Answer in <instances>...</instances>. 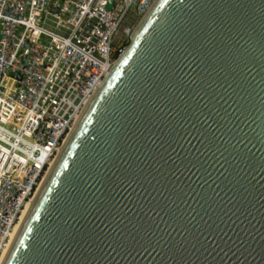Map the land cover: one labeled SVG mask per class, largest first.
I'll return each instance as SVG.
<instances>
[{
  "label": "water",
  "instance_id": "obj_1",
  "mask_svg": "<svg viewBox=\"0 0 264 264\" xmlns=\"http://www.w3.org/2000/svg\"><path fill=\"white\" fill-rule=\"evenodd\" d=\"M79 114L1 264H264V0H151Z\"/></svg>",
  "mask_w": 264,
  "mask_h": 264
},
{
  "label": "built area",
  "instance_id": "obj_2",
  "mask_svg": "<svg viewBox=\"0 0 264 264\" xmlns=\"http://www.w3.org/2000/svg\"><path fill=\"white\" fill-rule=\"evenodd\" d=\"M151 0H0V258L70 125Z\"/></svg>",
  "mask_w": 264,
  "mask_h": 264
},
{
  "label": "bare ground",
  "instance_id": "obj_3",
  "mask_svg": "<svg viewBox=\"0 0 264 264\" xmlns=\"http://www.w3.org/2000/svg\"><path fill=\"white\" fill-rule=\"evenodd\" d=\"M79 116H80V114L77 116V118H76V120L74 121V123H72V125H70L69 130H68L67 133L65 134V136H64L62 142H64V143L66 142V140H67V138H68V136H69V133L71 132V130L74 128L75 124L77 123V120H78ZM64 143H63V144H64ZM61 144H62V143H61ZM61 144L58 146L57 151H56V153L54 154L53 158L49 161L48 166H47V168L45 169L43 175L41 176V178H40V180H39V183H38V185H37V188H36L35 192L33 193V196H32V197L26 202L25 207H24V209H23V211H22V213H21V215H20V218H19L18 224L16 225L15 230H14V232L12 233V235H11V237H10V240L8 241L6 247H5L4 251H3V254H2L1 258H0V264L2 263V261H3V259H4V257H5V255H6L8 249H9L11 243H12V240H13V238H14L16 232L18 231V229H19L21 223L23 222V220H24L26 214L28 213V211H29V209H30V207H31V205H32V203H33V201H34V199H35V197H36V195H37V193H38V191H39L41 185H42L43 182L45 181V179H46V177H47V175H48V173H49V170H50V169L52 168V166L54 165V163H55V161H56V157H57V155L59 154L60 150L62 149V145H61Z\"/></svg>",
  "mask_w": 264,
  "mask_h": 264
},
{
  "label": "rangeland",
  "instance_id": "obj_4",
  "mask_svg": "<svg viewBox=\"0 0 264 264\" xmlns=\"http://www.w3.org/2000/svg\"><path fill=\"white\" fill-rule=\"evenodd\" d=\"M138 19H139V18H138ZM136 22H137V21H136ZM136 22H135V23H136ZM135 23H133V24L131 25V29L133 28V26L135 25Z\"/></svg>",
  "mask_w": 264,
  "mask_h": 264
}]
</instances>
